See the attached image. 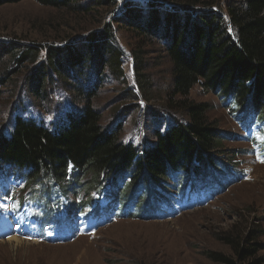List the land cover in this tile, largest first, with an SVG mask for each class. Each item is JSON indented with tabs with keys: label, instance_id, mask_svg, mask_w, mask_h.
<instances>
[{
	"label": "trees",
	"instance_id": "obj_1",
	"mask_svg": "<svg viewBox=\"0 0 264 264\" xmlns=\"http://www.w3.org/2000/svg\"><path fill=\"white\" fill-rule=\"evenodd\" d=\"M22 1L0 0V7ZM34 1L66 12L74 20L94 14L101 19L98 27L80 28L72 42L47 46L46 66L38 67L49 73L36 78L32 93L42 95L44 85L55 78L77 92L75 100H85L79 112L60 116L59 133L12 113L10 120H0V178L6 176L20 186L13 194L5 189L14 203V216L26 212L40 222L43 215H59L64 206L70 207L66 217L76 219L93 198H113L109 209L123 205L118 218L153 220L162 198L149 200L147 195L161 185L180 186L183 192L190 188L206 200L226 192L243 174L233 159L223 161L221 137L207 117L208 107L190 100L195 86L223 99L222 106L252 146V153L264 159V0L229 2L225 14L212 10L209 2H202L198 9V1L191 0L175 4L165 0ZM118 33L135 35V44L128 47L143 94L150 87L143 75L147 53L143 48L152 46L166 57L171 78L165 107L183 118L169 132H156V142L147 151L121 140L122 122L114 130L103 131L102 114L93 107L105 71L122 77L120 66L126 55L116 43ZM136 39L143 44L138 45ZM37 55L38 47L32 46L21 60L33 62ZM81 79L83 83L96 81L92 93L80 89L77 82ZM5 83L0 78V96ZM135 196L141 213L150 203L147 215L125 211ZM3 214L0 207V220ZM263 236L257 226L241 231L234 225L216 236L231 255H205L216 264H264Z\"/></svg>",
	"mask_w": 264,
	"mask_h": 264
},
{
	"label": "rangeland",
	"instance_id": "obj_2",
	"mask_svg": "<svg viewBox=\"0 0 264 264\" xmlns=\"http://www.w3.org/2000/svg\"><path fill=\"white\" fill-rule=\"evenodd\" d=\"M118 1L121 4L127 0ZM165 1L175 4L186 0ZM191 1H198V9L202 2H209L212 10L225 14L224 6L239 0ZM99 19L94 14L83 21L74 20L66 12L40 6L34 0L0 7V78L6 82L1 87L0 120H8L12 113L59 133L60 116L68 111L79 112L85 100H75L77 92L63 87L55 78V82L44 85L42 95L32 93L36 78H46L49 73L48 69L41 72L38 67L46 66L47 46L72 42L79 36L80 28L98 27ZM134 37L117 34L116 43L126 55L120 66L122 77L116 78L108 69L105 71L106 78L97 89L93 107L102 114L103 131L114 130L122 122L121 140L147 151L156 142V132L161 135L169 132L183 118L165 107L171 78L169 63L158 49L149 45L143 48L147 52L143 75L150 87L145 94L139 88L128 47L135 44ZM142 42L136 39L138 45ZM32 46L38 47L37 58L22 62V55ZM83 82V79L77 82L80 89L92 93L96 81ZM190 100L208 107L207 117L221 137L223 161L233 159L232 163H238L243 174L238 183L207 201L190 188L183 192L180 186L168 189L161 185L147 195L149 200L162 198L153 220L118 218L123 205L114 211L109 209L113 198L108 201L93 198L86 212L76 219L66 217L70 207L64 206L59 215L52 218L43 215L40 222L32 224L28 220V225L24 218L21 221L20 216L12 218L8 214L0 223V264H216L205 254L231 255L216 240L218 234L234 225L240 226L241 231L247 226H257L264 232V159L252 153V146L244 140L245 136L222 106L223 99L216 93L195 86ZM7 180L14 192L19 190L18 182ZM139 205L135 196L125 205V211L142 216L151 211L150 203L142 213Z\"/></svg>",
	"mask_w": 264,
	"mask_h": 264
}]
</instances>
